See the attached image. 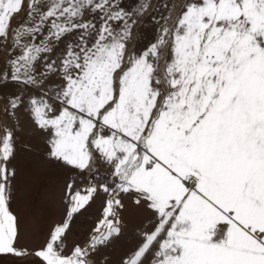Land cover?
Returning <instances> with one entry per match:
<instances>
[{
    "label": "snow or ice",
    "instance_id": "6c2138e0",
    "mask_svg": "<svg viewBox=\"0 0 264 264\" xmlns=\"http://www.w3.org/2000/svg\"><path fill=\"white\" fill-rule=\"evenodd\" d=\"M0 96V254L41 228L26 129L64 173L42 264H264V0H0Z\"/></svg>",
    "mask_w": 264,
    "mask_h": 264
},
{
    "label": "bare ground",
    "instance_id": "6f19581e",
    "mask_svg": "<svg viewBox=\"0 0 264 264\" xmlns=\"http://www.w3.org/2000/svg\"><path fill=\"white\" fill-rule=\"evenodd\" d=\"M2 109L3 106L0 105V119H3L5 116L3 115ZM27 133L28 132L25 134ZM25 140L27 141L29 139L26 135H22L17 143L16 166L21 170L23 176L17 183L18 196L12 203V210L21 217L22 221L30 220L35 216L41 223V228L38 232H33L28 228H22L21 239L17 244V247L27 248L29 252L33 254L19 257L11 254H0V264H42L40 258L34 255V252L40 248L48 226L53 220L60 219L59 209L54 210L49 202L43 199L40 194L46 187H49L50 182H54L49 190L58 201L59 192L56 191L58 190L56 186L61 188L64 173L46 164L43 156H39L37 151H34V148L29 151L25 147L27 144ZM96 204H98V201ZM96 204L93 205V207L96 206ZM93 207L88 214L78 218L74 222L73 231L69 235V243L73 240L83 239L88 230L93 226L90 223L91 218L95 217V215L96 217L99 215V211H97L96 214L92 212L95 211ZM97 210L100 209L97 208ZM136 211V206L128 202L124 212L125 218L131 217ZM41 213L42 215H37ZM112 257L114 260L118 259L119 250L113 252Z\"/></svg>",
    "mask_w": 264,
    "mask_h": 264
},
{
    "label": "rangeland",
    "instance_id": "374dc122",
    "mask_svg": "<svg viewBox=\"0 0 264 264\" xmlns=\"http://www.w3.org/2000/svg\"><path fill=\"white\" fill-rule=\"evenodd\" d=\"M0 102H1L0 105L3 106L5 101H4V99L2 98V96H0ZM2 112H3V111H2ZM3 115H5V114L3 113ZM1 120H2V121H1ZM0 122L11 123L10 120H7L6 116H4L3 119H0ZM26 132H28L26 129L17 132L18 141H19V139L21 138L22 135H23V136L26 135V137H27L29 140H27V141L25 140V142H26L27 144L31 145L32 148H34V151H37V153H38L39 156H43V153H42L41 151H39L40 145H38V144H39V143H37L38 141H36L35 139H33V138L30 136L29 132H28L27 134H25ZM21 141L24 142L23 140H21ZM36 143H37V144H36ZM24 149H25V148H24ZM43 158H44V157H43ZM38 162H41V161H38ZM56 188H58V190H56V189H55V190L58 191V192L60 193L61 188H60V187H57V186H56ZM54 193H55V191H54ZM53 196H54V194H53ZM54 197H55V196H54ZM58 197H59V196H58ZM100 203H101V202L98 201V204H96V206L93 207V210H95V211H92V212H94L95 214H96L97 211H99V210H97V208L99 209V205H100ZM95 218H96V215H95V217L91 218V220H90L91 225H93Z\"/></svg>",
    "mask_w": 264,
    "mask_h": 264
}]
</instances>
